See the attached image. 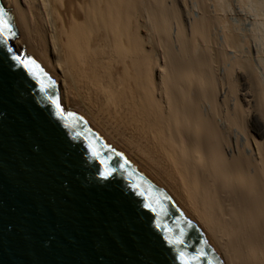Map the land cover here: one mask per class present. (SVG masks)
<instances>
[{
	"label": "bare ground",
	"instance_id": "6f19581e",
	"mask_svg": "<svg viewBox=\"0 0 264 264\" xmlns=\"http://www.w3.org/2000/svg\"><path fill=\"white\" fill-rule=\"evenodd\" d=\"M1 1L12 46L58 81L64 110L159 184L223 264H264V64L251 37L213 32L247 2L264 30V0H191L187 23L175 0Z\"/></svg>",
	"mask_w": 264,
	"mask_h": 264
},
{
	"label": "water",
	"instance_id": "95a60500",
	"mask_svg": "<svg viewBox=\"0 0 264 264\" xmlns=\"http://www.w3.org/2000/svg\"><path fill=\"white\" fill-rule=\"evenodd\" d=\"M0 12L15 34L0 44V264H87L108 239L121 264H181V254L193 264H223L159 184L64 110L58 81L12 46L19 36L1 0Z\"/></svg>",
	"mask_w": 264,
	"mask_h": 264
},
{
	"label": "rangeland",
	"instance_id": "374dc122",
	"mask_svg": "<svg viewBox=\"0 0 264 264\" xmlns=\"http://www.w3.org/2000/svg\"><path fill=\"white\" fill-rule=\"evenodd\" d=\"M189 1V2H188ZM175 2L177 3V6H178V10L180 11V15H181V19H182V21H184V23H187V22H189V21H187V20H189V18L188 17H190V14H189V10L191 9V8H194L193 6H192V4L193 3H191L192 1L191 0H175ZM247 2V1H246ZM245 2V3H246ZM231 3H232V0H231ZM188 4V5H187ZM234 4H235V2H234ZM186 6V7H185ZM241 8V10H242V12H238L237 10H235V11H229V9H228V11H222L221 12V15H220V23H218L219 24V26H215V29H213V32L216 34L215 36H216V41H219V42H221L222 41V38H223V34H224V32L225 31H227V30H225L226 28L228 29V28H232V29H234L235 28V30L238 32V33H240V35H242L243 37H245V36H247V37H251V39L250 40H252V41H250V46H253L254 47V45H255V43L259 40H261L260 42H259V45H260V49H261V51L263 52H261V54H260V57L261 58H259V57H257V54H256V51H255V49L252 47L251 49H252V55H248L247 54V56H249V57H251V59H253V61H254V64H255V66H256V68L260 71V72H262V67H263V64H264V30H257V32L255 31V32H253V31H250L251 29H252V26H251V23L252 22H254L256 19L255 18H253V15H254V11L251 9V6L248 4V2L246 3V4H244V3H242L241 4V6H240ZM247 9H246V8ZM245 8V9H244ZM249 9V10H248ZM195 10H197V8L195 7ZM189 11V12H188ZM8 12V15L12 18V16H11V14L9 13V11H7ZM225 12V13H224ZM231 12V13H230ZM235 12V13H234ZM187 13H188V15H187ZM226 14V15H225ZM188 16V17H187ZM252 17V18H251ZM187 20H186V19ZM262 18V17H261ZM12 20H13V18H12ZM185 20H186V22H185ZM254 20V21H253ZM258 21H260L261 19H257ZM256 20V21H257ZM264 20V19H263ZM262 21V20H261ZM220 24H221V26H220ZM229 26V27H228ZM221 29H224V30H221ZM176 31V28L174 29V32ZM222 31H224V32H222ZM18 32V31H17ZM250 32H252V34H256V35H252L253 36V38H252V36H251V33ZM189 33V32H188ZM262 35V36H261ZM18 36H19V33H18ZM214 36V37H215ZM256 36H257V38H256ZM218 37V38H217ZM218 39V40H217ZM220 39V40H219ZM14 40H16V39H14ZM254 40H257V41H255L254 42ZM257 42V43H258ZM253 56V57H252ZM260 59H262V60H260ZM262 61L263 63H261L260 64V62ZM260 66V67H259ZM223 67L224 66H222V69H223ZM220 70H221V68H220ZM263 73V72H262ZM248 80L245 78V77H241L239 80H237V83H238V85L240 86V88H243V87H247V85H248ZM62 86H63V82H62ZM260 127H261V129L264 131V126H259L258 127V130L260 129Z\"/></svg>",
	"mask_w": 264,
	"mask_h": 264
},
{
	"label": "snow or ice",
	"instance_id": "6c2138e0",
	"mask_svg": "<svg viewBox=\"0 0 264 264\" xmlns=\"http://www.w3.org/2000/svg\"><path fill=\"white\" fill-rule=\"evenodd\" d=\"M14 32L12 31L11 25L8 23V20L6 19V15L3 12H0V44H3L7 46L9 44V41L14 37ZM8 52H12V48L8 47ZM13 59L16 60L18 63H21L23 67L26 69L29 68L28 63H24L19 56H13ZM34 64L35 62H30ZM29 71H31L29 69ZM41 92L47 93V89L43 86V83H41ZM51 104H53L59 115L63 117V109L60 106V103L58 99L48 97ZM38 150V148L36 149ZM94 155H98L95 150H93ZM102 164L104 163L103 160L100 161ZM113 173L105 169V172L103 174L104 179H108ZM145 207L150 208V205L145 204ZM171 244L172 241H169ZM175 243L180 244L183 243V241H176ZM118 246L116 245L115 240L108 239V240H101L98 244H96L89 257L87 264H121L120 259L118 258ZM181 264H193L192 260L186 259L183 254H181Z\"/></svg>",
	"mask_w": 264,
	"mask_h": 264
}]
</instances>
